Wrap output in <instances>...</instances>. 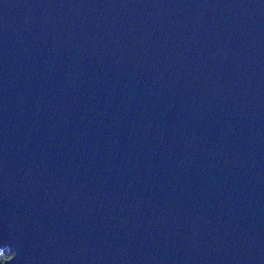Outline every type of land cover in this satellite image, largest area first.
Instances as JSON below:
<instances>
[{
	"label": "water",
	"instance_id": "water-1",
	"mask_svg": "<svg viewBox=\"0 0 264 264\" xmlns=\"http://www.w3.org/2000/svg\"><path fill=\"white\" fill-rule=\"evenodd\" d=\"M4 264H264V0H0Z\"/></svg>",
	"mask_w": 264,
	"mask_h": 264
},
{
	"label": "trees",
	"instance_id": "trees-1",
	"mask_svg": "<svg viewBox=\"0 0 264 264\" xmlns=\"http://www.w3.org/2000/svg\"><path fill=\"white\" fill-rule=\"evenodd\" d=\"M13 254L10 247L0 249V264H4Z\"/></svg>",
	"mask_w": 264,
	"mask_h": 264
}]
</instances>
